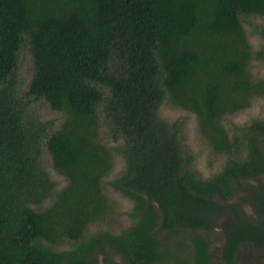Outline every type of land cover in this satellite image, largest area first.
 <instances>
[{
    "label": "trees",
    "instance_id": "trees-1",
    "mask_svg": "<svg viewBox=\"0 0 264 264\" xmlns=\"http://www.w3.org/2000/svg\"><path fill=\"white\" fill-rule=\"evenodd\" d=\"M248 15L264 0H0V264H235L242 246L264 249V118L225 122L264 99V24L252 48ZM165 99L225 155L218 171L193 170ZM39 100L63 114L51 131ZM116 155L106 188L131 202V223L91 233L112 210Z\"/></svg>",
    "mask_w": 264,
    "mask_h": 264
},
{
    "label": "rangeland",
    "instance_id": "rangeland-1",
    "mask_svg": "<svg viewBox=\"0 0 264 264\" xmlns=\"http://www.w3.org/2000/svg\"><path fill=\"white\" fill-rule=\"evenodd\" d=\"M242 19L252 48L253 46L257 47L259 40L257 34L253 31V25L264 24V16L248 15ZM252 71L259 76H264V63L253 62ZM32 74L31 54L29 52L28 44L24 43L20 50L19 65L16 71V86L18 87L19 92H23L27 89ZM31 104L32 107L38 109L40 120L50 122V127L48 128L49 131L56 128L63 119V114L61 112L54 111L42 100L37 102L33 101ZM160 115L169 123L176 122L182 125L184 146L186 151L192 157L191 163L193 170H195L200 176L206 177L221 168L225 155L214 153L203 140L197 130V122L193 113L177 108L172 105L168 99H165L160 107ZM253 117L264 118V99L257 98L253 100L251 105L245 110L226 117L225 122L228 124V127L233 125H244ZM43 153L44 164L51 179L57 183V188L62 187L65 184V180L54 171L51 157L48 153L46 154L45 147H43ZM123 169L124 160L121 156L116 155L111 171L108 173V176L103 179L105 186L104 192L112 204V210L105 216L104 220L96 221L89 227L91 233L98 230H109L118 233L131 223L129 216L127 215L131 208V202L121 194L106 188V183L117 177ZM44 204L48 205V201ZM247 212H249L248 208ZM203 234L212 240L214 249L219 247L222 242V235L219 229ZM59 246L65 247V245L61 244ZM236 258L235 264H264V249L245 245L239 249V254Z\"/></svg>",
    "mask_w": 264,
    "mask_h": 264
}]
</instances>
